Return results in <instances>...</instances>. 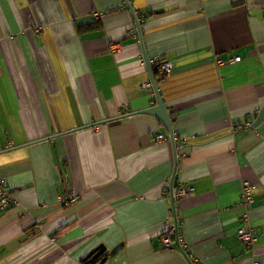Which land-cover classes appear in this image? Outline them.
Here are the masks:
<instances>
[{
	"label": "crops",
	"instance_id": "1",
	"mask_svg": "<svg viewBox=\"0 0 264 264\" xmlns=\"http://www.w3.org/2000/svg\"><path fill=\"white\" fill-rule=\"evenodd\" d=\"M0 181V264H264V0H0Z\"/></svg>",
	"mask_w": 264,
	"mask_h": 264
},
{
	"label": "built area",
	"instance_id": "2",
	"mask_svg": "<svg viewBox=\"0 0 264 264\" xmlns=\"http://www.w3.org/2000/svg\"><path fill=\"white\" fill-rule=\"evenodd\" d=\"M234 61H239V58L238 57L231 58L228 62H234ZM149 63L154 68V71L159 75L161 79H163L164 77L170 76L174 69V64L170 60H161V59L154 58ZM152 83L148 82L144 84L142 88L145 90L149 89L151 88ZM171 138L172 140L175 139L174 134H172ZM165 139L166 137H164L163 135L156 136L157 141H163ZM166 186L168 187V184ZM192 190L193 189L191 187L171 188V195H172V198H179V197L190 194ZM253 192H254V187L251 186L249 182H244L241 199L245 206H249L250 204H252L254 200ZM76 199H77V195L74 192H71L65 199H62V201L64 204H67V203H73ZM15 204L16 203L14 199L10 196V193L8 191V184L5 181H0V212L10 206H14ZM171 232H175V228H168L167 232L162 237V241L165 247L169 249L174 248L173 242L167 236ZM236 235L238 239L242 243H244L247 247H250V248L254 247L253 246L254 245V234L251 229L241 227L237 230ZM181 251L183 252L184 255L188 256V252H186L185 250H181ZM196 264H200V263H196Z\"/></svg>",
	"mask_w": 264,
	"mask_h": 264
},
{
	"label": "water",
	"instance_id": "3",
	"mask_svg": "<svg viewBox=\"0 0 264 264\" xmlns=\"http://www.w3.org/2000/svg\"><path fill=\"white\" fill-rule=\"evenodd\" d=\"M147 60H146V64H147ZM149 66V65H148ZM150 68V66H149ZM141 113L144 114H149L152 116H155L156 118H158L168 129L169 132H172V126H171V122H170V118L168 116V114L165 111V108L161 102V100L158 98V104L152 108H149L147 110L142 111ZM122 248V245L117 246L116 248H114L111 252H110V257H114L118 251ZM103 254L102 249L100 247H98L94 252H92L88 258L91 257V255H93V258H96L98 256H101ZM109 256H105L103 257L98 264H105L108 260ZM186 260L189 262V264H192L190 262V260L188 259V257L186 255H184Z\"/></svg>",
	"mask_w": 264,
	"mask_h": 264
}]
</instances>
